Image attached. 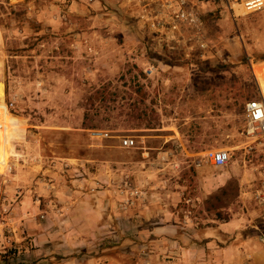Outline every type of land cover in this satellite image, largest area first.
Wrapping results in <instances>:
<instances>
[{
  "label": "rangeland",
  "instance_id": "374dc122",
  "mask_svg": "<svg viewBox=\"0 0 264 264\" xmlns=\"http://www.w3.org/2000/svg\"><path fill=\"white\" fill-rule=\"evenodd\" d=\"M145 1L0 0V82L15 101L0 264H167L180 225L212 219L264 233V138L245 135L264 9H216L206 23L222 54L191 62L161 55ZM218 148L225 167L205 156Z\"/></svg>",
  "mask_w": 264,
  "mask_h": 264
},
{
  "label": "built area",
  "instance_id": "2783aa9c",
  "mask_svg": "<svg viewBox=\"0 0 264 264\" xmlns=\"http://www.w3.org/2000/svg\"><path fill=\"white\" fill-rule=\"evenodd\" d=\"M131 1V0H130ZM141 20L153 31L161 50L186 61H211L221 56V50L213 44L204 17L221 7L238 17L264 9V0H146ZM6 111L13 109L15 101H5ZM3 109L0 108V117ZM0 123V129H3ZM245 135L249 139L264 138V94L247 102L245 107ZM124 147H135L136 139L124 137ZM206 158L216 167H225L231 153L228 149L207 150ZM6 171L13 165L6 162ZM4 165V166H5ZM264 244V233L260 234Z\"/></svg>",
  "mask_w": 264,
  "mask_h": 264
},
{
  "label": "crops",
  "instance_id": "0c3cea01",
  "mask_svg": "<svg viewBox=\"0 0 264 264\" xmlns=\"http://www.w3.org/2000/svg\"><path fill=\"white\" fill-rule=\"evenodd\" d=\"M212 222L217 223L207 225L202 232L197 228L190 231L180 225V242L176 245L175 242L161 245V252L166 250L172 253L173 249L170 247L176 246L174 256L162 255L168 257L167 264H264V244L260 241L258 227H239L242 222L237 218L222 222L212 219ZM156 230L160 233L170 230L177 232V229L163 225L156 227ZM158 251L156 248V252ZM150 256L152 264H157V254Z\"/></svg>",
  "mask_w": 264,
  "mask_h": 264
},
{
  "label": "bare ground",
  "instance_id": "6f19581e",
  "mask_svg": "<svg viewBox=\"0 0 264 264\" xmlns=\"http://www.w3.org/2000/svg\"><path fill=\"white\" fill-rule=\"evenodd\" d=\"M254 72L256 73L261 87V92L264 94V62L260 63L259 65H254ZM0 108H2L3 112L0 117V123L3 125V129H0V138L6 131L10 130V121L7 118V111L5 105V91H4V84L0 82ZM0 153L3 157H8L10 154L9 144L3 143L0 145Z\"/></svg>",
  "mask_w": 264,
  "mask_h": 264
},
{
  "label": "trees",
  "instance_id": "16d2710c",
  "mask_svg": "<svg viewBox=\"0 0 264 264\" xmlns=\"http://www.w3.org/2000/svg\"><path fill=\"white\" fill-rule=\"evenodd\" d=\"M0 7H1V8H4V5L1 4ZM212 13H214V11L209 12V13H207V14L205 15V17H204L205 22H206V20H207V16L211 15ZM165 54H166V55H163V54H161V55H162V56H165V57H167V58H169V59H171V58L174 57V55H171L170 53H165ZM179 59H180V60H183V59H181V58H179ZM245 107H246V106H245ZM20 264H21V263H20Z\"/></svg>",
  "mask_w": 264,
  "mask_h": 264
}]
</instances>
